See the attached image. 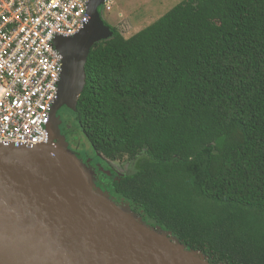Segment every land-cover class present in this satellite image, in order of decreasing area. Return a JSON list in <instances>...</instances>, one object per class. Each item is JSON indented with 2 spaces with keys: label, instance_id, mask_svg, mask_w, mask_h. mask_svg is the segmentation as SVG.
Returning a JSON list of instances; mask_svg holds the SVG:
<instances>
[{
  "label": "trees",
  "instance_id": "1",
  "mask_svg": "<svg viewBox=\"0 0 264 264\" xmlns=\"http://www.w3.org/2000/svg\"><path fill=\"white\" fill-rule=\"evenodd\" d=\"M110 32L64 136L72 120L96 154L135 161L105 196L142 224L210 264H264V0H181Z\"/></svg>",
  "mask_w": 264,
  "mask_h": 264
},
{
  "label": "water",
  "instance_id": "2",
  "mask_svg": "<svg viewBox=\"0 0 264 264\" xmlns=\"http://www.w3.org/2000/svg\"><path fill=\"white\" fill-rule=\"evenodd\" d=\"M104 1L90 0L81 32L54 42L63 71L48 142L0 144V264H210L111 202L60 134L57 112L75 111L91 47L112 35L98 15Z\"/></svg>",
  "mask_w": 264,
  "mask_h": 264
},
{
  "label": "built area",
  "instance_id": "3",
  "mask_svg": "<svg viewBox=\"0 0 264 264\" xmlns=\"http://www.w3.org/2000/svg\"><path fill=\"white\" fill-rule=\"evenodd\" d=\"M90 0H0V144L48 142L62 57L58 37L84 27Z\"/></svg>",
  "mask_w": 264,
  "mask_h": 264
},
{
  "label": "rangeland",
  "instance_id": "4",
  "mask_svg": "<svg viewBox=\"0 0 264 264\" xmlns=\"http://www.w3.org/2000/svg\"><path fill=\"white\" fill-rule=\"evenodd\" d=\"M180 2L181 0H105L98 7V15L103 26L109 29H115L123 38L127 39L151 25ZM59 45L54 43L55 48L61 53V45ZM57 116L61 118L59 130L61 136L68 145V149L78 158L73 150L70 149L74 141L78 148L79 156L83 160L87 157L90 162L94 161V164L98 166H95V168L90 166L86 167V169L90 182L94 184L102 194L107 195L110 193L109 191L104 192L102 189L105 188L99 186L101 179L104 183H106L107 180L104 177L106 175H103V173L107 172L109 176H115L116 179L131 176L134 173L136 166L135 161L129 162L125 158L110 161L93 152L83 133L72 120H70L69 125L71 129H74V138L73 141L71 138L67 139L62 131V124L66 119L70 118L66 107L60 108L57 112ZM81 158L78 159L83 163ZM84 165L86 166V163H84ZM101 170L104 172L101 173ZM107 188L108 186L106 189Z\"/></svg>",
  "mask_w": 264,
  "mask_h": 264
},
{
  "label": "flooded vegetation",
  "instance_id": "5",
  "mask_svg": "<svg viewBox=\"0 0 264 264\" xmlns=\"http://www.w3.org/2000/svg\"><path fill=\"white\" fill-rule=\"evenodd\" d=\"M70 147V146H69ZM70 149H72L73 150V152L78 156V158H81L80 156H79V151H78V148L76 147V146H74V145H71V147H70ZM81 160L83 161V163H86V167H90V166H93L94 168H95V166L96 167H98L97 165H95L94 164V161H92V162H90V160L89 159H87V157H86V159L85 160H83L82 158H81ZM88 160H89V162H88ZM101 173L102 172H104V171H100ZM99 172V173H100ZM106 175V176H104L105 177V179H109V178H116L115 176H109L108 174H107V172H105V173H103V175ZM102 181V179L100 180V183H99V186L101 187V188H105L106 189V187H107V184L106 183H104L103 181ZM104 183V184H103ZM105 189H102L104 192H110V190L107 188L106 190ZM109 195H110V193H108Z\"/></svg>",
  "mask_w": 264,
  "mask_h": 264
}]
</instances>
